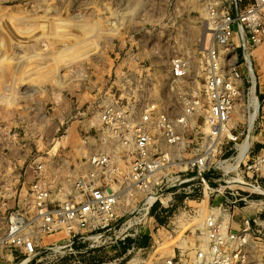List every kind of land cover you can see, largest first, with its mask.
<instances>
[{
  "label": "rangeland",
  "instance_id": "rangeland-1",
  "mask_svg": "<svg viewBox=\"0 0 264 264\" xmlns=\"http://www.w3.org/2000/svg\"><path fill=\"white\" fill-rule=\"evenodd\" d=\"M234 9V0H0L2 221L11 210L33 214L31 186L40 166L53 205L84 197L77 185L88 175L99 186L128 190L123 186L131 169L128 138L152 106L176 120L191 101V88L206 102L207 53L222 15ZM235 52L241 58L242 50L235 47L232 56ZM255 54L264 94V45ZM178 57L189 61L191 72L171 89V65ZM243 102L238 101L239 131L247 127ZM191 121V127L180 128L183 160L194 156L192 148L205 136L204 116ZM252 140L253 150L264 152V134ZM99 155L109 162L96 166L92 158ZM227 157L216 153L210 161L214 186L218 162ZM238 175L230 174L223 184L236 188ZM145 193L124 194L113 219L99 214V227L71 222L73 229L49 233L35 224L28 233L36 239V252L23 255L5 247L0 264H166L178 253L176 245L201 239L191 230L203 217L192 216L198 202L186 200L184 190L169 213L158 211L159 200L150 213L139 212ZM215 197L214 207L222 200ZM202 199L200 212L206 214L208 197ZM246 214L260 217L256 209ZM190 223L185 238H174ZM259 238L264 242V234Z\"/></svg>",
  "mask_w": 264,
  "mask_h": 264
},
{
  "label": "built area",
  "instance_id": "built-area-1",
  "mask_svg": "<svg viewBox=\"0 0 264 264\" xmlns=\"http://www.w3.org/2000/svg\"><path fill=\"white\" fill-rule=\"evenodd\" d=\"M234 7V11L222 15L215 29L214 45L207 53L203 85L206 102L191 88V101L184 104L182 117L175 120L168 112L160 113L152 106L141 118L136 134L128 138L127 156L131 169L123 184L128 190L99 186L93 175H88L77 185L84 197L72 195V198L53 205L52 190L41 179L42 173L38 172L41 166L38 167V179L31 186L33 214L28 215L21 209L11 210L5 223L0 214V263L5 247L23 255L36 252V239L28 233L35 224L40 223L49 233L60 227L73 229L71 222L88 228L99 220V214L113 219L120 198L138 190L146 192L139 212L147 210L150 213L159 200L158 211L169 213L175 205L176 194L184 190L186 200L195 197L198 202L192 216L203 219L192 227L191 232L202 237L190 244L184 240L181 245H176L178 253L165 260L166 264H264V242L259 238L264 234V218L261 217L264 198L259 199L264 197V152L257 154L252 144L254 134H264V94L254 62L257 48L264 45V0H234ZM235 47L242 50L241 58L238 52L232 56ZM229 55L232 58L227 60ZM226 63L229 64L227 67ZM190 72L188 60L175 58L171 65V89L184 83ZM253 86L258 93L256 97ZM240 98L244 100L242 116L247 122L242 131L236 123ZM256 101L258 113L252 119ZM194 116H204L202 134L205 136L198 148H192L194 156L183 160L180 128L191 127ZM158 128L160 134L157 135ZM161 138L166 140V145L158 141ZM245 141L248 148L244 147ZM216 153L228 157L218 162L220 177L214 180L217 183L214 186L209 171L212 168L210 161ZM92 162L103 166L109 160L107 156L99 155L93 156ZM239 172L242 175L235 180L236 188L223 184L230 181L226 179L230 174L238 175ZM208 192L211 197L222 198L219 206L214 207ZM204 196L208 197L210 206L206 214L203 210L200 212L204 199L198 201ZM163 209L166 212H162ZM247 209H256L260 217L247 215ZM238 212L242 213L240 218ZM99 224L96 222L95 225ZM169 232L172 238L176 230L172 228Z\"/></svg>",
  "mask_w": 264,
  "mask_h": 264
},
{
  "label": "bare ground",
  "instance_id": "bare-ground-1",
  "mask_svg": "<svg viewBox=\"0 0 264 264\" xmlns=\"http://www.w3.org/2000/svg\"><path fill=\"white\" fill-rule=\"evenodd\" d=\"M69 52V51H68ZM250 61L252 62V60L250 59ZM27 64H29V63H27ZM253 92H254V94H255V97L257 96V92H256V86H253ZM258 101H256L255 102V111L252 113V117L253 116H255L258 112ZM244 147L245 148H247V146L246 145H244ZM191 224V225H190ZM190 224H187L185 227H184V229L179 233V235H178V237L177 238H180L182 235H186L187 234V231L192 227V223H190ZM194 226V225H193ZM172 243V242H171ZM27 261V260H26ZM26 261H24V262H26Z\"/></svg>",
  "mask_w": 264,
  "mask_h": 264
}]
</instances>
